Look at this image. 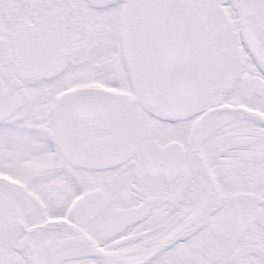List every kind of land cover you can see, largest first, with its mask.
Masks as SVG:
<instances>
[{
  "label": "flooded vegetation",
  "instance_id": "af4514ba",
  "mask_svg": "<svg viewBox=\"0 0 264 264\" xmlns=\"http://www.w3.org/2000/svg\"><path fill=\"white\" fill-rule=\"evenodd\" d=\"M0 164V264H264V0H0Z\"/></svg>",
  "mask_w": 264,
  "mask_h": 264
},
{
  "label": "rangeland",
  "instance_id": "374dc122",
  "mask_svg": "<svg viewBox=\"0 0 264 264\" xmlns=\"http://www.w3.org/2000/svg\"><path fill=\"white\" fill-rule=\"evenodd\" d=\"M45 125H47V122H46V123H42V125H41L42 130H43V126H45ZM41 132H42V131H41ZM40 151H41V152H40V153H41L40 161H41V160H42V156H43V155L45 156L46 154H48V152H47V149L45 148V146H43V147H42V150H40ZM35 159H36V158H35ZM0 172H2V171H1V164H0ZM17 231H18L17 229L11 228V232H10V233H11V235H12V232L15 233V232H17Z\"/></svg>",
  "mask_w": 264,
  "mask_h": 264
},
{
  "label": "water",
  "instance_id": "95a60500",
  "mask_svg": "<svg viewBox=\"0 0 264 264\" xmlns=\"http://www.w3.org/2000/svg\"><path fill=\"white\" fill-rule=\"evenodd\" d=\"M175 57H176L177 60H179V63L182 62V58H183L182 56H175ZM179 65H181V64H179ZM184 79H186L184 76H182V77H177V80H178V81H182V80H184Z\"/></svg>",
  "mask_w": 264,
  "mask_h": 264
}]
</instances>
